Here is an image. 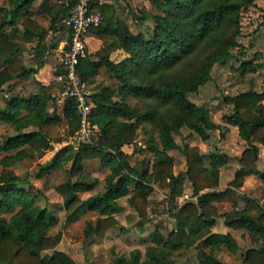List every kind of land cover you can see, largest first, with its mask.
Segmentation results:
<instances>
[{
	"label": "trees",
	"instance_id": "16d2710c",
	"mask_svg": "<svg viewBox=\"0 0 264 264\" xmlns=\"http://www.w3.org/2000/svg\"><path fill=\"white\" fill-rule=\"evenodd\" d=\"M36 1L39 2L35 4ZM54 1L7 0V4L0 3V88L12 79L17 82L32 78L37 85L35 91L23 93L17 90L3 96L0 122L13 125L14 131L0 136V152L17 149L16 154L20 157L34 149L42 152L51 146L52 141L64 139L65 135L59 128L62 117L67 119L68 136L78 125L75 99L71 96L63 99V115L54 108L50 112L47 105L55 97L52 85L34 78L48 53L58 43L53 33L62 28L60 19L75 3V0ZM244 1L150 0L162 13L153 14L155 26L147 36L143 32H132L128 24L115 15L112 3L92 0L91 8L100 10L103 17L98 25L89 28L88 34L102 38L104 43L93 53L96 58L87 53L86 47V53L78 63L81 78L90 86L95 82L96 73L104 66L106 72L115 77L116 92L120 95L127 92L145 97L155 95L179 106L183 112L179 122L172 127L165 123L159 126V136L167 147L174 145L170 130L181 123L205 139L209 136V130L217 125L211 119L208 109L196 105L185 95L186 91L197 86L204 67L194 75H177L171 80L165 78L157 81L155 76L158 74V77H162L164 72L188 58L192 52L200 54L211 44L212 37L218 38L235 26L239 6ZM38 13L47 19V26L38 24L34 18ZM47 38H50L49 43ZM116 47L127 53L119 60L109 57L110 50ZM220 50L218 48L215 54ZM25 52L28 54L29 65L24 63ZM133 65L143 66L135 68L137 73L143 69V75H136L135 80L131 81L126 72ZM239 67L241 73H245L254 68V64L244 60ZM197 76L201 77L197 79ZM115 96L117 93L114 87L109 85L93 90L90 119L97 126L95 134L98 137L94 139V134L91 142L80 143L76 149L68 148L70 150L64 152L56 163L61 167L62 162L71 159L70 173L82 176L72 180L71 194L63 202L66 219L76 220L92 210L104 214L97 216L94 222L86 220L87 235L103 232L118 223L113 213L122 208L117 200L121 195L133 192L137 197L135 208L144 216L148 195L153 189L151 184L144 181V173L128 162V155L122 150L124 144L134 139L137 123L133 118L140 113ZM263 99L264 88L261 91L248 89L233 98L234 122L238 123L239 135L245 140V145L237 155L241 165L224 189L215 188L218 185L217 173L211 174L207 170L199 147L184 143L187 177L195 190H206L196 201L184 202L173 213L177 230L174 236L179 239L171 236L159 246H149L143 261H139L140 251L135 249L130 264H173L168 257L169 250L182 243L188 245L194 237H198L202 246L209 247V250L199 249L197 256L200 264H225L213 252L215 247L224 245L231 252H236L238 244L230 232H214L209 227L219 215L214 201H227L236 206L234 188L242 185L245 175L257 174L264 179V166L262 169L257 168L259 148L255 143L264 144ZM31 125L35 128L24 130ZM152 149L155 148L152 146ZM9 156L3 155L1 158L4 165L0 171V264H78L62 250L42 253V249L53 241L45 233L57 221V215L46 203L36 202L34 194L18 185L20 177L13 169L5 167ZM93 158H99L102 166L109 167L111 171L105 176L106 186L103 191L81 198L78 192L93 189L98 181L82 164L84 159ZM44 166L40 167L36 176L43 174ZM150 176L163 190L167 189V178L173 182L181 179L180 175L172 173L170 159L166 155L152 162ZM132 183L133 187L130 188ZM26 193L30 196L26 197ZM16 205L19 207L13 211ZM232 210L230 212L234 216L225 219L227 225L233 228L245 227L252 236L264 239V208L255 198L249 197L243 207ZM4 211L13 212L6 218L2 215ZM182 236L187 238L183 240ZM114 264L126 263L120 255ZM241 264H264V245L247 248Z\"/></svg>",
	"mask_w": 264,
	"mask_h": 264
},
{
	"label": "rangeland",
	"instance_id": "374dc122",
	"mask_svg": "<svg viewBox=\"0 0 264 264\" xmlns=\"http://www.w3.org/2000/svg\"><path fill=\"white\" fill-rule=\"evenodd\" d=\"M52 1L53 3L55 2L54 0ZM0 3L7 4V0H0ZM113 5L115 15L125 21L132 32H143L147 36L155 26L153 14L162 13L150 0H115ZM35 19L40 26H44L48 22L41 13L35 15ZM212 38L213 40L206 50L200 54L192 52L188 58L182 59L179 64L164 72L165 74L162 77H158V74L155 76L157 81L165 78L171 80L177 75L191 73L194 75L193 73L204 67V72L201 74L202 78L197 86L186 91L185 95L196 105L208 109L211 119L217 125L209 130V136L205 139L185 123H181L177 128L170 130L174 145L172 147L165 146L159 136V126L161 123H165L172 127L176 122H179L183 113L179 106H174L173 103L164 101L155 95L145 97L132 92L120 95L116 92V79L108 77L109 73L106 72L104 66L100 68L98 76L99 86L109 85L114 87L115 93H117L115 98H120L140 113V115L133 118L137 123L133 141L124 144L122 147L123 151L128 155V162L143 172L144 181L153 187L148 195L144 216L140 215L136 210L137 197L133 192H130L117 198L118 202L124 205L122 207H125L123 211L116 213L120 215L118 223L106 229L103 233L101 232V234L87 235L85 233V218L81 216L76 220L69 221L65 217L62 201L67 196V189L63 190L62 187L69 188L68 180L82 176L78 173H70L71 159L62 162L61 167H57L56 154H62L60 153L62 145L60 146L59 142L54 141L49 148L42 152L34 149L28 155L25 154L21 157L18 153L16 154L17 149L9 152H0V171L4 165L1 163L2 156L10 155L5 167L13 169L14 173L20 177L18 185L29 191L30 194H34L36 202L46 203L57 215V221L45 233L53 241L42 249V253H51L55 249L62 250L67 254L69 253L78 264H114L116 257L121 255L125 263L130 264L135 249L140 251L139 261H143L146 249L149 246H159L164 243L165 239L171 236L175 237L174 232L177 230H175L173 213L184 202L188 200L196 201L198 196L206 190H195L187 177L186 158L183 153L184 143L199 147L206 166L209 165L208 154L211 151L224 153L227 163L221 166V176L220 174L216 175L218 185L215 188L220 190L227 186V182L233 177L235 172L234 168L241 165L236 154H239V151L245 145L240 143L241 140L237 135L236 126L229 123L233 121L228 122V120H233L234 116L233 98L237 93L248 89L258 90L264 88V0H245L242 2L238 9L237 24L227 29L218 38ZM49 41L50 38L47 42L49 43ZM218 48L221 50L215 54ZM112 50L114 59H119L127 54L123 49ZM23 57H25L24 63L29 65L26 52ZM222 58L226 59L223 61L221 60ZM244 60L252 61L254 68L241 73L239 65ZM140 67L143 68L141 65L131 66L126 72V76L131 81H134L136 75H143V69H141L140 73L136 72L135 68ZM201 76H197V79ZM49 79L50 75L48 74L43 81L51 83V90L55 97L53 101L48 102L47 109L51 112L54 108L63 115V98L58 95L57 86ZM96 86L98 85L91 84L90 88L95 90ZM36 89L37 85L32 78L26 81H8L0 88V105L4 104L3 95L8 90L9 93L17 90L25 93ZM33 128L35 126L31 125L24 128V130ZM59 128L65 135L64 139H62L63 141L68 136L67 119L65 117H62ZM13 131V125L0 122V136ZM97 137V134H95L94 139ZM152 146L155 149H152ZM58 148L60 152L55 154ZM67 148L74 149L69 145H67ZM69 150H66V152ZM260 152L261 154L259 159H256V164L259 168H262L264 166L262 158L264 147L260 148ZM163 155L170 159L172 173L176 172V175L181 176V179L177 182L167 178L168 186L166 190L154 183L150 176L152 162ZM215 161H218V159H215ZM43 163H46V171L43 172V175L36 176L37 171L44 165ZM82 164L89 171V174L98 179L92 189L93 193L103 191L106 186L105 176L111 169L102 166L99 158L84 159ZM58 183H62L58 186V189L61 188L59 192L54 189V185ZM132 187L133 183L130 188ZM234 191L237 198L236 206L227 201H216L217 205H215L219 215L217 224L213 229H224L225 219L229 216H234L231 214L232 209L243 207L249 197L255 198L264 208V179L259 175H245L242 185L234 188ZM26 194V197L30 196V194ZM18 207L16 205L13 211L18 209ZM12 212L4 211L2 215L8 218ZM87 215L93 218L98 213L95 211ZM91 221L94 222V218ZM230 231L234 234L238 244L236 252H231L224 245L213 249L216 256L223 260L225 264H241L247 248L264 245V239L261 236H252L245 227H231ZM185 238L187 237L182 236L183 240ZM199 249L209 250V247L202 246L198 237H194L188 245L182 243L180 246L171 248L168 257L173 264H199L197 256Z\"/></svg>",
	"mask_w": 264,
	"mask_h": 264
},
{
	"label": "built area",
	"instance_id": "2783aa9c",
	"mask_svg": "<svg viewBox=\"0 0 264 264\" xmlns=\"http://www.w3.org/2000/svg\"><path fill=\"white\" fill-rule=\"evenodd\" d=\"M91 5L92 0H75L68 13L60 19L67 34L59 42V60L51 77L60 97L71 96L76 101L78 125L65 142L74 149L80 143L91 142L97 128L90 119L93 90L81 78L78 67L80 57L86 53L88 30L98 25L103 17L102 12L92 9Z\"/></svg>",
	"mask_w": 264,
	"mask_h": 264
},
{
	"label": "crops",
	"instance_id": "0c3cea01",
	"mask_svg": "<svg viewBox=\"0 0 264 264\" xmlns=\"http://www.w3.org/2000/svg\"><path fill=\"white\" fill-rule=\"evenodd\" d=\"M108 2V3H112L113 4V1H115V0H99V2L101 3V2ZM39 1H36L35 2V4L36 3H38ZM35 15H39V13L38 14H35ZM35 15H34V18H35ZM47 23L48 22H46V25H44V26H47ZM67 34V31H66V29H64L63 27L62 28H59V29H57L54 33H53V35L54 36H56L57 38H58V43H57V45H56V47H54V48H52L51 49V51L48 53V55H47V57H46V59H45V62H44V64H43V66H41L39 69H38V71L34 74V78H36V79H38V80H40V81H42L43 83H45V84H47L45 81H43L44 79H46V76H48V74L50 75V79L49 80H51V77H52V72H53V68L55 67V65L58 63V60H59V42L61 41V39L63 38V37H65V35ZM49 37V36H48ZM48 39V38H47ZM103 43H104V41H103V39L102 38H100V37H97V36H95V35H91V34H88V37H87V53H89V54H91L92 55V57L93 58H96V55H94L93 53L95 52V51H97L98 49H100V47L103 45ZM114 49H121L120 47H116V48H114ZM122 50V49H121ZM113 51V50H112ZM53 54V55H52ZM56 57V58H55ZM109 57L111 58V59H114V57L112 56V52H111V50H110V55H109ZM25 58V57H24ZM55 58V60L53 61V59ZM122 58V57H121ZM120 59V58H119ZM119 59H114V60H119ZM54 62V63H53ZM40 73H42V74H40ZM99 73H100V69H99V71H98V73H96V75H95V82L92 84V85H98V86H96V88L95 89H97V88H100V87H102V86H104V85H102V86H99V84H100V81H99V79H98V76H99ZM108 77H110V78H113V79H115V77L113 76V75H111V74H108ZM11 82H14L15 80L14 79H12V80H10ZM8 82V81H7ZM6 83V82H5ZM4 83V84H5ZM3 84V85H4ZM2 85V86H3ZM263 88H261V89H258V90H256V89H254V90H256V91H261ZM9 92V90L5 93V94H7ZM4 94V95H5ZM3 95V96H4ZM262 102L264 103V99L262 100ZM234 119H235V116H233V120H228V122L229 121H233V122H229L230 124H233V125H235L236 126V128H237V135L239 136V138H240V140H241V144H245V140L244 139H242L241 137H240V135H239V128H238V123L237 122H234ZM54 141H52L51 143H53ZM56 142H59V145L61 146V152H60V149L58 148L56 151H55V154L57 153V152H60V153H64V152H66V150L68 149L67 148V145L65 144V142H66V139L65 140H60V141H56ZM243 142V143H242ZM256 144H257V146H258V148H259V152H258V158H257V160L259 159V157H260V154H261V152H260V148L261 147H264V144H261L260 142H255ZM63 148V149H62ZM122 150H123V147H122ZM240 152V151H239ZM62 154H59L58 155V153L56 154L57 155V161H58V159L60 158V156L62 155ZM43 155V154H42ZM238 155V153L236 154V156ZM225 154L224 153H219V152H210L209 154H208V159H209V165H205V167H207L208 168V171L211 173V174H213V173H217V174H220V176H221V166L223 165V164H225V163H227V159L225 158ZM263 157V162H264V153H263V155H262ZM215 159H218V161H215ZM45 166H44V171H46V169H45V167H46V163H43ZM57 165V164H56ZM57 167H59V166H57ZM238 167H235L234 168V171H235V169H237ZM257 168L258 169H262V168H259L258 167V165H257ZM49 170V169H48ZM47 170V171H48ZM46 173V172H45ZM174 174H177L176 172H174ZM43 175V174H42ZM250 175H252V174H250ZM219 176V177H220ZM67 182H69V184H71V182H72V180L70 179V180H68ZM219 182H220V178H219ZM62 183H58V184H55L54 185V189L57 191V192H59L60 190H61V188H59L58 189V186H60ZM62 189L63 190H66L67 191V196H66V198L67 197H69V195L71 194V190H70V187L69 188H65L64 186L62 187ZM47 194H48V192H46ZM79 193V195H80V197L81 198H85V197H87V196H89V195H91V194H93V191H92V189H90V190H84V191H79L78 192ZM65 198V199H66ZM62 202H64V199H63V201ZM120 205H121V203L120 202H118ZM214 203L217 205V202L216 201H214ZM222 203V202H221ZM123 205V204H122ZM121 205V206H122ZM124 206V205H123ZM63 209H64V207H63ZM125 209V207H122L121 208V210L120 211H123ZM65 211V210H64ZM96 210H92V211H88V212H86V213H84V214H82L81 216H82V218H85V220H92L93 218H94V220H95V218L97 217V216H104V214H100L98 211H97V213H98V215H96L95 217H93V218H91L90 216H88L87 214H91L92 212H95ZM225 212H227V211H225ZM117 212H114L113 213V215L119 220V217H120V215H119V213L118 214H116ZM93 215V214H92ZM91 215V216H92ZM80 216V217H81ZM217 221H218V216L215 218V222L209 227L210 228V230L211 231H214V232H230L232 235H233V237H234V234L230 231V226L229 225H227L226 223H225V221H224V225H225V227H224V229H222V230H216L215 228L213 229V227L217 224ZM116 225V224H115ZM115 225H113V226H115ZM112 226V227H113ZM111 228V227H110ZM109 229V228H108ZM176 230V229H175ZM103 233V232H102ZM98 234H101V232L100 233H96L95 235H98ZM69 254V253H68ZM70 255V254H69ZM71 256V255H70ZM72 257V256H71ZM218 257V256H217ZM219 258V257H218ZM200 264V263H199Z\"/></svg>",
	"mask_w": 264,
	"mask_h": 264
}]
</instances>
